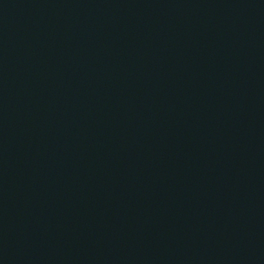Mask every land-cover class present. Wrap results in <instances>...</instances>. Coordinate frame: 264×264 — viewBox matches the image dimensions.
<instances>
[{
	"label": "water",
	"instance_id": "95a60500",
	"mask_svg": "<svg viewBox=\"0 0 264 264\" xmlns=\"http://www.w3.org/2000/svg\"><path fill=\"white\" fill-rule=\"evenodd\" d=\"M0 264H264V0H0Z\"/></svg>",
	"mask_w": 264,
	"mask_h": 264
}]
</instances>
